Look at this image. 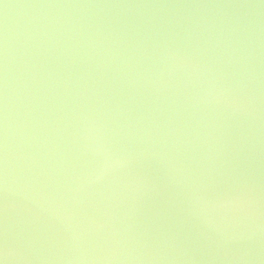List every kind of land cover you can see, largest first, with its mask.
I'll list each match as a JSON object with an SVG mask.
<instances>
[{"label": "water", "instance_id": "water-1", "mask_svg": "<svg viewBox=\"0 0 264 264\" xmlns=\"http://www.w3.org/2000/svg\"><path fill=\"white\" fill-rule=\"evenodd\" d=\"M4 264H264V0H0Z\"/></svg>", "mask_w": 264, "mask_h": 264}, {"label": "snow or ice", "instance_id": "snow-or-ice-1", "mask_svg": "<svg viewBox=\"0 0 264 264\" xmlns=\"http://www.w3.org/2000/svg\"><path fill=\"white\" fill-rule=\"evenodd\" d=\"M0 264H4V262H3V260H2V259H0Z\"/></svg>", "mask_w": 264, "mask_h": 264}]
</instances>
